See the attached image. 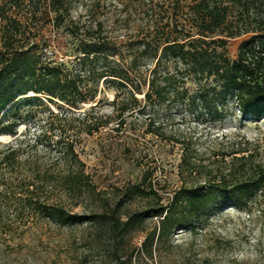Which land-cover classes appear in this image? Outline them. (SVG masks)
<instances>
[{"label":"trees","instance_id":"obj_1","mask_svg":"<svg viewBox=\"0 0 264 264\" xmlns=\"http://www.w3.org/2000/svg\"><path fill=\"white\" fill-rule=\"evenodd\" d=\"M77 1L0 0V136L16 135L23 105L57 100L75 108L95 98L101 79L116 90L129 87L121 112L127 109L128 100L138 103L136 94H142L146 102L162 103L174 96L183 101L188 92L185 84L191 81L198 86L194 98L213 119L223 117L231 99L244 118H264V0H136L143 7L145 27L124 40L109 36L102 21L69 18ZM46 12L58 23L66 20L73 37L81 35L76 47L82 55L78 58L81 67L74 77L51 64L42 50L45 44L36 17ZM240 37L244 38L231 59L228 40ZM100 57L109 59L108 63L99 70L85 68L86 63ZM170 61L180 66L170 71ZM84 79L92 83L86 86ZM84 120H89L87 134L102 125L88 112ZM148 129L162 135L157 126ZM62 139L56 143V160L63 163V173L46 176L33 172L21 178L6 173L19 172L31 160L20 158L21 144L0 143V220L1 207L6 208L11 199L23 201V208L36 210L61 226L85 222L104 225L111 237H123L147 219L156 218L157 227L144 236L143 250L147 244L152 246L155 237L170 236L178 229H196L210 210L230 206L250 210L258 194L264 192V161L257 159L259 148L251 153L247 142L234 141L230 150L220 152L219 160L204 164L185 144L178 164L179 187L165 195L157 181L142 176L140 184L118 189L117 210L81 215L60 200L36 201L54 183L62 186L68 199L94 189L72 142ZM219 162L222 166L216 165ZM134 200L144 206L123 216L117 213Z\"/></svg>","mask_w":264,"mask_h":264},{"label":"rangeland","instance_id":"obj_2","mask_svg":"<svg viewBox=\"0 0 264 264\" xmlns=\"http://www.w3.org/2000/svg\"><path fill=\"white\" fill-rule=\"evenodd\" d=\"M143 15V7L136 0H79L72 5L69 18L102 21L109 36L124 40L145 27ZM36 18L45 44L42 50L51 64L74 77L81 67L78 58L82 55L76 51L81 35L73 37L67 21L58 23L50 12ZM243 38L228 40L231 59ZM108 60L100 57L86 63L85 68L99 70ZM167 66L174 71L180 65L170 61ZM82 83L89 86L92 80ZM185 86L188 92L183 101L174 96L162 103L146 102L142 94H136L138 103L128 100L122 112L129 87L116 90L103 79L95 98L75 108L57 100L23 105L16 135H1L0 143L21 144L20 158H29L31 163L6 175L21 178L33 172L46 176L63 173V163L56 160V143L60 138L72 142L94 189L68 199L62 186L54 183L36 201L60 200L72 212L90 215L117 210L118 189L129 183L140 184L143 177L157 181L165 195L179 187L178 164L185 144L204 164L219 160L220 152L230 150L234 141L247 142L251 153L259 148L257 159L264 161V118H244L231 99L223 117L213 119L194 98L198 86L191 81ZM87 112L102 124L90 134L85 132ZM150 125L157 126L162 135L149 133ZM256 198L250 210L235 206L210 210L196 229H178L170 236L155 237L152 246L147 244L143 250L144 236L157 227L156 218L147 219L123 237H111L104 225L85 222L61 226L36 210L23 208V201L11 199L6 208L1 207L0 264H264V192ZM143 206L142 201L134 200L117 213L123 216Z\"/></svg>","mask_w":264,"mask_h":264}]
</instances>
